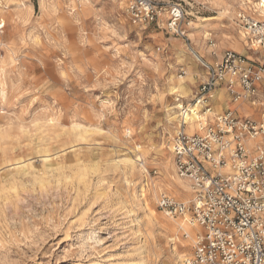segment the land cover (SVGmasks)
<instances>
[{
	"label": "rangeland",
	"instance_id": "1",
	"mask_svg": "<svg viewBox=\"0 0 264 264\" xmlns=\"http://www.w3.org/2000/svg\"><path fill=\"white\" fill-rule=\"evenodd\" d=\"M130 1L0 0V264H183L190 241L153 219L183 221L157 199L190 195L167 189L181 188L168 110L231 51L255 68L257 102L220 86L212 110L261 119L264 0H151L143 25Z\"/></svg>",
	"mask_w": 264,
	"mask_h": 264
},
{
	"label": "built area",
	"instance_id": "2",
	"mask_svg": "<svg viewBox=\"0 0 264 264\" xmlns=\"http://www.w3.org/2000/svg\"><path fill=\"white\" fill-rule=\"evenodd\" d=\"M127 10L137 25L157 19L151 0H131ZM172 14L171 28L179 10ZM256 43L264 47V39ZM201 65L206 79L193 98L200 105L199 128L188 134L187 124L179 119L171 140L176 176L187 183L190 195L178 200L160 194L156 207L195 229L192 235L183 232L190 241L183 264H264V111L260 120H254L230 109L221 114L212 110L213 93L220 86L232 102L248 100L255 105V68L231 51L218 63Z\"/></svg>",
	"mask_w": 264,
	"mask_h": 264
},
{
	"label": "bare ground",
	"instance_id": "3",
	"mask_svg": "<svg viewBox=\"0 0 264 264\" xmlns=\"http://www.w3.org/2000/svg\"><path fill=\"white\" fill-rule=\"evenodd\" d=\"M250 1V0H249ZM264 3V1H263ZM254 7L256 8L255 10V14L258 15V17H264V7L263 4L259 5V3L254 4ZM188 48V47H187ZM192 54L194 55V57L198 60L201 61V56H199L197 54V52H195V50L190 49ZM203 61V60H202ZM185 82L183 79H178V81L175 83L174 87L172 88V92L174 95L178 96L179 99L180 98H189L190 93L189 91L186 89L185 87ZM178 101V100H176ZM200 105L199 104H195L190 103L187 106H182V104H176L174 105V107H172L171 109L168 110V115H167V119L169 122H176L177 125L179 123V119H183L185 121V123L187 124L186 128H185V132L188 134H192L194 133L196 130H198L199 126L197 124V121L200 120ZM176 112H178V114H176ZM177 127V126H176ZM250 143H254V140L249 141ZM134 161V160H133ZM138 162V161H137ZM141 169L145 170V166L144 163L139 162ZM178 182H180L181 184V188L179 189V187L174 186V185H167V189L169 190H176V192H178V194L180 193L181 195L184 194V198H188V194H186V192L189 190L188 189V185L186 182L180 180L179 178H177ZM183 190L184 193H183ZM153 192V191H152ZM156 193V191H155ZM153 194V193H152ZM188 196V197H187ZM159 197V196H158ZM153 214V212H151ZM151 215V214H150ZM153 217V215H152ZM162 217L159 216H155L153 217V219L156 221V223L166 229L169 232L174 233L176 228H179V231L186 232L189 233L190 235L195 233V229L193 227H191L188 223H186L184 220L183 221H178V219H171L173 220V222L171 221H165L163 219H161ZM176 226V228H175ZM179 239V238H178ZM185 240V239H184ZM180 242V248L185 247V241H180V239L178 240Z\"/></svg>",
	"mask_w": 264,
	"mask_h": 264
}]
</instances>
